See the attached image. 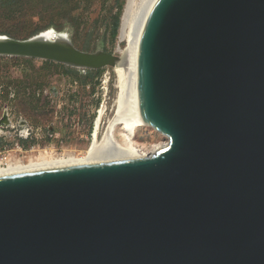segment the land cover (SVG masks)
Returning a JSON list of instances; mask_svg holds the SVG:
<instances>
[{
	"label": "water",
	"instance_id": "obj_1",
	"mask_svg": "<svg viewBox=\"0 0 264 264\" xmlns=\"http://www.w3.org/2000/svg\"><path fill=\"white\" fill-rule=\"evenodd\" d=\"M45 31L3 35L0 55L83 71L122 58ZM136 91L166 144L0 176V264H264V0H155Z\"/></svg>",
	"mask_w": 264,
	"mask_h": 264
},
{
	"label": "rangeland",
	"instance_id": "obj_2",
	"mask_svg": "<svg viewBox=\"0 0 264 264\" xmlns=\"http://www.w3.org/2000/svg\"><path fill=\"white\" fill-rule=\"evenodd\" d=\"M22 1H14V7L23 8L26 23L17 26L0 19V35L25 39L51 30L67 37L78 50H100L122 57L120 61L127 56L128 42L120 38L127 0H79L76 9H71L75 1L67 2L60 14L43 12L36 2ZM115 23L117 29L112 37ZM33 30L35 34L27 35ZM44 61L47 60L0 55V119H4L0 121V159L5 156L14 162L39 156L77 155L91 143L98 110L104 107L101 134L109 118L122 106L121 101L118 106L115 103L120 92L115 65L87 75L81 69H76L77 73L55 70ZM18 79L25 83L13 82ZM135 132L134 141L143 153L167 142L164 135L149 126Z\"/></svg>",
	"mask_w": 264,
	"mask_h": 264
},
{
	"label": "bare ground",
	"instance_id": "obj_3",
	"mask_svg": "<svg viewBox=\"0 0 264 264\" xmlns=\"http://www.w3.org/2000/svg\"><path fill=\"white\" fill-rule=\"evenodd\" d=\"M155 0H127L122 23L120 38L128 42L127 56L124 60H113L115 70L118 73L120 92L115 103L122 106L116 109L114 115L109 118L103 132L99 134V126L104 113V107L100 108L94 121L91 133V143L85 151L77 155L65 154L59 157L39 156L27 161H6L0 163V176L15 174L25 171L49 169L69 165L88 164L122 159H133L151 155L159 145L153 146L150 153H143L138 149L134 141L135 131L139 127L149 126L140 119L136 91V49L139 35L148 11ZM51 31V30H50ZM51 32L44 31L38 35V39H47ZM55 35L57 40L64 42V36ZM6 41L5 36L0 35V42ZM115 105V106H116ZM4 119H0L2 121ZM166 144V143H165ZM165 144L160 145L163 146ZM49 156V155H48Z\"/></svg>",
	"mask_w": 264,
	"mask_h": 264
},
{
	"label": "trees",
	"instance_id": "obj_4",
	"mask_svg": "<svg viewBox=\"0 0 264 264\" xmlns=\"http://www.w3.org/2000/svg\"><path fill=\"white\" fill-rule=\"evenodd\" d=\"M14 1L19 2L21 0H0V19L2 21L14 23L17 26L23 25L26 23L23 19L24 18L23 8L20 5H18L17 8H15ZM72 1H75V2L73 3V6L71 9H76V3L79 0H23L21 3L36 2L37 6L39 5V9H41V11L43 12L56 11L57 14H60L63 10L64 5L67 2H72ZM116 29H117V23L113 25L112 33H111L112 37H114L116 33ZM35 32L36 30H33L32 32H29L27 35L30 36L32 34H35ZM25 60L28 61V59H25ZM44 64L49 67H54L55 70L57 68H61L63 71L69 72V73L78 72V70L74 68H66L65 66L61 64H55V63L47 62V61H44ZM85 72L87 75H91L92 73H94L93 70H85ZM13 82L16 83L17 85H20V84L23 85L25 83V81L21 79H18Z\"/></svg>",
	"mask_w": 264,
	"mask_h": 264
},
{
	"label": "flooded vegetation",
	"instance_id": "obj_5",
	"mask_svg": "<svg viewBox=\"0 0 264 264\" xmlns=\"http://www.w3.org/2000/svg\"><path fill=\"white\" fill-rule=\"evenodd\" d=\"M7 160H11V159H7V157H5V156H3L1 159H0V163H5ZM13 160V159H12ZM18 161V160H17ZM14 162H16V161H14Z\"/></svg>",
	"mask_w": 264,
	"mask_h": 264
}]
</instances>
